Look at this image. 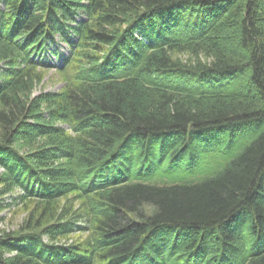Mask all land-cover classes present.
I'll return each instance as SVG.
<instances>
[{
  "label": "trees",
  "instance_id": "16d2710c",
  "mask_svg": "<svg viewBox=\"0 0 264 264\" xmlns=\"http://www.w3.org/2000/svg\"><path fill=\"white\" fill-rule=\"evenodd\" d=\"M0 4V213L33 204L0 264H224L264 237V0ZM57 41L65 85L34 95Z\"/></svg>",
  "mask_w": 264,
  "mask_h": 264
},
{
  "label": "rangeland",
  "instance_id": "374dc122",
  "mask_svg": "<svg viewBox=\"0 0 264 264\" xmlns=\"http://www.w3.org/2000/svg\"><path fill=\"white\" fill-rule=\"evenodd\" d=\"M1 6V4H0ZM54 52L57 54H54ZM68 54V48L66 44L62 42H55L47 48V51L44 54V60L42 61L45 64H51L54 68H48L45 71H42V80L37 82L35 85L34 95H38L39 93H47V92H57L65 85V79L61 76L58 70L55 67H58L63 60V56ZM180 59L183 62L194 61L193 57L187 54L179 55ZM202 62H205V59L201 58ZM1 173V170H0ZM18 190L12 191V193L3 196L5 200L13 201L11 197L18 196ZM11 196V197H10ZM69 199H72L73 196L69 195ZM75 198V195H74ZM27 200V199H26ZM28 201V200H27ZM64 200L61 201V204ZM79 203V202H78ZM28 209L33 207V204H26ZM25 204H22L20 201H17L16 204L12 206L10 209H6L0 213V231H15L21 225L23 219L27 215V211ZM241 242L243 243L244 248L237 252L234 258L231 261L225 262L224 264H240L244 258H247L251 255H254L256 251H260L264 248V237L260 235H255L249 233V231L245 228L241 230ZM83 239L84 235H73L72 238ZM72 241V240H71ZM70 242V241H69ZM226 242V241H225ZM160 248V247H158ZM172 248V247H171ZM151 249L156 250L154 247L147 246L144 249V252H149ZM160 252L159 250H157ZM167 255L161 254L157 257V259L166 258ZM209 258L213 257V254L208 255ZM172 263V261H171ZM188 264H204L200 261H192Z\"/></svg>",
  "mask_w": 264,
  "mask_h": 264
}]
</instances>
